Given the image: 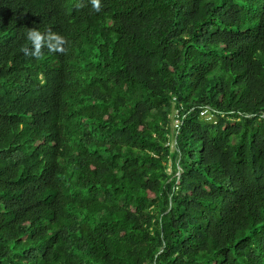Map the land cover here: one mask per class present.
<instances>
[{"label":"trees","instance_id":"1","mask_svg":"<svg viewBox=\"0 0 264 264\" xmlns=\"http://www.w3.org/2000/svg\"><path fill=\"white\" fill-rule=\"evenodd\" d=\"M0 264H264V0H0Z\"/></svg>","mask_w":264,"mask_h":264},{"label":"built area","instance_id":"2","mask_svg":"<svg viewBox=\"0 0 264 264\" xmlns=\"http://www.w3.org/2000/svg\"><path fill=\"white\" fill-rule=\"evenodd\" d=\"M202 115H205L206 117H210L208 114V112H206V110L202 111L201 112ZM179 118L177 117V110H175V118L172 119V125H173V128L176 129L179 127Z\"/></svg>","mask_w":264,"mask_h":264}]
</instances>
